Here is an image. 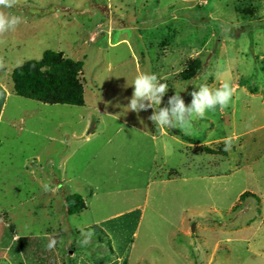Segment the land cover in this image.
Wrapping results in <instances>:
<instances>
[{"label": "rangeland", "instance_id": "1", "mask_svg": "<svg viewBox=\"0 0 264 264\" xmlns=\"http://www.w3.org/2000/svg\"><path fill=\"white\" fill-rule=\"evenodd\" d=\"M4 11L23 22L0 37V264H264V0H19ZM47 48L82 61V104L15 92L13 67ZM193 59L201 69L186 80ZM144 72L169 87L161 107L176 89L188 104L222 82L233 100L191 134L157 132L153 109H126V85ZM74 191L85 207L68 213Z\"/></svg>", "mask_w": 264, "mask_h": 264}, {"label": "clouds", "instance_id": "2", "mask_svg": "<svg viewBox=\"0 0 264 264\" xmlns=\"http://www.w3.org/2000/svg\"><path fill=\"white\" fill-rule=\"evenodd\" d=\"M19 0H0V37L8 32H14L18 25L23 22V18L14 15L4 9H11L17 5ZM0 43H4L0 40ZM5 67V62L0 58V69ZM134 86L130 102L127 104V111L140 113L153 109L148 117L155 125L157 132H162L165 128H178L186 135L191 134L194 120L203 119L209 111H215L217 107L221 111L229 106L233 100L234 88L229 82H222L219 87L213 88L206 84L198 86V90L191 93L192 100L186 104L181 96L182 91L170 96L165 106L161 107L163 98L169 90L166 83H162L158 74L144 72L135 77L132 84ZM184 91V90H183ZM143 123V121H141ZM232 141L225 142V151H231ZM45 191L49 190L48 185H44ZM82 245H88L94 235L92 231L82 233Z\"/></svg>", "mask_w": 264, "mask_h": 264}, {"label": "trees", "instance_id": "3", "mask_svg": "<svg viewBox=\"0 0 264 264\" xmlns=\"http://www.w3.org/2000/svg\"><path fill=\"white\" fill-rule=\"evenodd\" d=\"M81 66V60L65 56L61 50L47 48L40 58L25 59L13 67V88L20 95L43 102L82 104L84 90L78 76ZM200 69L199 60L193 59L182 71V76L189 80ZM63 204L68 213L79 212L85 207L84 199L77 191L66 193Z\"/></svg>", "mask_w": 264, "mask_h": 264}, {"label": "crops", "instance_id": "4", "mask_svg": "<svg viewBox=\"0 0 264 264\" xmlns=\"http://www.w3.org/2000/svg\"><path fill=\"white\" fill-rule=\"evenodd\" d=\"M48 138H49V139H52V138H51V135H49ZM62 138H64V136H62Z\"/></svg>", "mask_w": 264, "mask_h": 264}]
</instances>
